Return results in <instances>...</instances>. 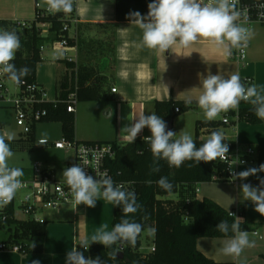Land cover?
<instances>
[{"label": "crops", "instance_id": "obj_1", "mask_svg": "<svg viewBox=\"0 0 264 264\" xmlns=\"http://www.w3.org/2000/svg\"><path fill=\"white\" fill-rule=\"evenodd\" d=\"M39 1L42 4V0ZM8 2L10 1L0 0V22L29 21L31 16L25 13L24 7H22L23 4H19L18 7H11L10 4L7 6ZM115 2V0H75L78 26L90 25L96 27L112 24L116 26L115 63H112L109 68L108 61L104 60L100 69L101 72L105 71V73L100 74L107 76L104 85L108 100L97 102L78 101L75 114V140L77 142L105 143L123 147L130 142L119 134L120 129L124 124H130L132 121L122 120L121 118L138 116L141 112L145 115L156 114V102L171 100L184 102L189 97L192 99V103L195 104L189 112L182 115L195 116L196 135V123L206 121L203 111L198 107L196 101L202 91L200 83L209 73L213 75L220 74L225 78L230 77L232 74H239L240 78L250 77L258 90L264 88V25L255 24L251 27L255 35L250 40L248 61L245 65H238L229 60L211 42L204 39L198 40L188 48L173 45L172 49L166 50L164 53L143 47L141 45L142 31L137 25L130 22H116ZM33 3H35L36 16V1L33 0ZM75 31L77 32V28ZM73 35L75 36V34ZM44 46L45 49L42 52L43 62L37 66L36 82L46 91L48 100L55 102L59 100L57 91L60 81L66 75L72 74L66 61L77 65V52L69 50L53 51L56 54L61 53L66 56L73 54L74 57L65 61L56 58L55 62L50 63L52 69H50L48 75H45L43 74V67L47 63L44 61V53L49 49V46L48 44H44ZM72 70L74 71L75 83H77L78 69ZM108 70L112 72L111 76H108ZM112 89H116V92L113 93ZM15 93L17 91L13 94ZM248 107H251V105L239 104L236 110L221 113L215 119V122L221 123L219 131L223 132L224 141L233 143L241 156L245 155L247 148H251L256 152V155L250 158L252 162L240 167L238 172L249 167H258L264 163V120H260L259 124L237 121L240 111ZM13 114L16 122L15 113L13 112ZM226 117L231 119L232 125L223 124ZM175 119L172 121L173 131L181 133V127L177 125ZM165 122L168 123V121ZM39 126H42L45 131H39ZM0 132H6L5 125L1 121ZM200 134L202 136L201 140H207L210 136L208 129H203ZM150 135V130L145 127L134 141L144 140V137ZM62 139L63 133L60 123L37 125L34 148L37 153L50 154L62 151L68 159L63 158L55 164L50 159L35 162L31 168H22L23 177L31 176L32 169L36 164H40L46 170L54 171L56 177L59 169L67 168L73 160L72 153L55 147V143ZM42 140L45 143L40 145ZM259 176L264 177V173H259ZM215 179L219 180V176L216 175ZM63 181L65 182V180ZM241 183H250L257 186L259 180L253 176L244 181L237 180L236 183L221 181L181 186L178 193L185 195L186 201L208 199L227 212L238 210L244 215L243 219L249 226L250 240L255 242L254 247L246 248L243 251L238 261L231 256L222 254L221 249L225 239L201 238L196 244L198 252L216 263L264 264V216L254 210L251 201L243 199L239 189ZM169 197L163 199L168 200ZM113 219L114 205L103 198L97 201L94 208H89L83 204L65 207L49 215L42 253L20 255L0 252V264H31L32 260H39L40 264H65L66 254L74 245H78L83 239L90 240L91 235L103 224H107L108 230H111Z\"/></svg>", "mask_w": 264, "mask_h": 264}, {"label": "clouds", "instance_id": "obj_2", "mask_svg": "<svg viewBox=\"0 0 264 264\" xmlns=\"http://www.w3.org/2000/svg\"><path fill=\"white\" fill-rule=\"evenodd\" d=\"M43 4L53 14L60 12L70 14L74 10V0H43ZM238 4L239 0H152L148 4L147 15H141L138 11L131 12L128 19L141 29V45L150 50L164 53L172 49L173 45L188 48L198 40L204 39L221 50L225 56L230 57L234 49L240 50L243 55V50L248 47L255 35L254 30L246 26L247 10H241ZM259 7L264 8V4ZM261 15L264 16V13ZM20 47V36L15 30H0V73L5 74L17 85L21 84L22 78L30 72L28 67L17 68L12 63ZM200 87L202 91L196 102L203 111L206 121L215 120L221 113L229 110H236L241 101L253 105L256 117L264 120V88L258 90L255 84L246 87L239 74L225 78L220 74L209 73L201 81ZM184 102L190 105L192 99L186 98ZM121 119L132 121L130 124H124L119 133L130 143L134 142L145 127L150 130L151 135L144 137V140L150 145L154 161L163 159L170 167L179 168L186 161H195L199 164L220 159L228 165L230 183L257 177L259 180L257 186L241 183L239 189L243 199L251 201L254 210L264 216V177L259 176V173H264V163L236 172L235 166L244 161L238 157L229 160V146L224 142L222 131H213L209 138L197 147L193 137L187 132H182L175 138L177 133L167 130L166 122L155 113L145 115L141 112L138 116ZM13 139L14 134L11 132L0 134V208L7 206L17 192L26 187L21 179L24 175L23 169L9 163L14 157V152L8 141ZM44 143L42 140L40 145ZM90 151L86 148L80 149L81 159L85 165L88 163L85 157ZM84 168L80 164H74L65 168L62 173L75 204L94 208L97 201L103 198L108 203L120 207L123 216L111 230H108L107 224H103L91 235L90 240L83 239L78 245H74L66 254L65 264H104L100 257H85L84 251H87L92 243L102 244L105 248H111L116 244L135 247L142 233L153 236L156 229L152 226L146 227L130 218V214H135L141 209L134 191H126L123 185L115 184L107 172L100 174L97 179L88 175ZM153 171H159V168H154ZM147 183L152 182L149 180ZM157 184L166 191H171L173 187L167 177H161ZM229 215L235 217L232 212H229ZM235 218L231 225L222 220L216 229L225 236L229 231L233 233L231 237L225 239L221 252L238 261L243 251L254 247L255 242L250 240L248 231L241 230L239 223L241 218ZM35 247L33 241L31 248ZM117 253L113 251L111 258L115 259ZM31 264H40V261L32 260Z\"/></svg>", "mask_w": 264, "mask_h": 264}, {"label": "trees", "instance_id": "obj_3", "mask_svg": "<svg viewBox=\"0 0 264 264\" xmlns=\"http://www.w3.org/2000/svg\"><path fill=\"white\" fill-rule=\"evenodd\" d=\"M36 4L39 0H35ZM116 4V22H130L129 13L140 12L141 15H147L148 4L152 0H115ZM246 2L264 1V0H244ZM37 13V8H36ZM43 23L50 24V37H42L36 28L34 21L30 28L24 31L19 30L10 22H1L4 30H15L21 41V47L15 54L12 61L17 68L28 67L29 74L22 78V81L29 83L36 82L37 66L43 62L41 47L62 38H67L70 47L80 50L81 45L85 41L83 39V29L90 25H79L77 27V38H70L67 33L62 30L66 20V14L63 12L48 15L40 20ZM109 28L111 34V49L113 55V63H115V24L107 26H96ZM109 41V39H108ZM67 67L72 71L69 76L63 77L58 85L59 106L55 109L51 105H46L48 116L42 123H60L62 126L63 138L68 141L75 140V115L67 112V106L64 103L69 95L74 92L77 85V95L79 102H97L108 100V94L105 90L106 79L98 76L97 69L89 64L76 65L66 61ZM77 68V83L74 80V71ZM195 103L190 105L185 102L167 101L156 102V115L165 121H173L178 115L186 114ZM251 105L248 103H241ZM178 108L180 113H175ZM239 122L250 124H259L260 119L254 114V106L244 108L238 115ZM220 122L215 121H198L196 123V135L194 142L197 147L201 146L206 140L200 139V131L208 129V133L219 130ZM35 129L27 138L26 142L35 143ZM22 141V140H21ZM229 146V154H233L236 147L233 143L226 142ZM117 147V155L114 160L108 161V167L111 169L115 184H132L135 186V194L137 202L141 205V209L130 214V218L136 222H140L156 229L152 239V246L155 248L154 253L143 254L140 252L142 247L143 233L138 237L135 247L128 245H113L111 248H105L102 244H91L87 251H84L85 257H100L104 264H232V263H216L200 252L196 248L197 241L201 238L208 239H227L233 233L229 231L225 236L216 228L222 221H227L231 225L236 218L231 217L229 212L217 205L211 200L204 199L202 201L193 200L186 201L185 195L180 201L165 200L163 198L176 194L181 186H193L203 183L221 182L215 179V176H225L226 166L215 160L210 163L195 161H186L181 167H170L166 160L154 161L150 150V145L145 140H136L128 143L123 147ZM159 171H153L154 168ZM24 176V175H23ZM22 177L21 179L29 178ZM161 177H167L172 183L171 191H166L158 186L157 181ZM151 181L148 184L147 181ZM226 182V181H224ZM123 216L120 207L114 206L113 227L120 222ZM241 215V230L249 231L248 224ZM147 217V219H145ZM187 219V221H186ZM47 225L27 224L23 225V233L18 235L20 239L27 241L30 245L34 241L36 247L31 246L27 249L28 254H39L43 252V239L46 235ZM121 249H123L121 251ZM113 251H117L115 259L111 258ZM119 253L124 254V258H118Z\"/></svg>", "mask_w": 264, "mask_h": 264}, {"label": "built area", "instance_id": "obj_4", "mask_svg": "<svg viewBox=\"0 0 264 264\" xmlns=\"http://www.w3.org/2000/svg\"><path fill=\"white\" fill-rule=\"evenodd\" d=\"M261 4H264V1L246 2L244 0H239L238 8L247 10L248 22L246 26L252 27L255 24L264 25V16L261 15V13H264V8L259 7ZM36 8V28L42 37H50L46 35L50 31V24L43 23L40 20L53 13L49 12L47 7H44L40 1L37 2ZM73 8L74 10L70 14H66L67 22H65L62 31L67 33L70 38H77L75 29L79 21L76 17L75 0ZM10 23L18 27L19 30L24 31L30 28L33 22L28 23L15 20ZM0 30H4L1 27V22ZM73 34H75V36ZM48 46L54 52L67 50L77 52V46L70 47L67 38L51 42ZM44 49L45 46H42L41 52H43ZM249 50L250 42L248 47L243 50V55L240 50H234L230 57H226L238 65H245L248 61ZM241 81L246 87L254 84L253 79L250 77H243ZM8 83L14 85L17 93L12 94ZM75 89L77 90V85ZM76 90L64 101L67 106V112L74 115L76 114V107L79 101ZM112 92L115 93L116 89H112ZM241 103L248 102L241 101L240 104ZM59 104V100L50 102L46 91L37 82L29 83L27 81H22L21 84L17 85L10 81L5 74L0 73V108L6 106L11 108L15 113L16 128L19 135L23 137L21 140H27L33 133L34 127L42 123L48 116V110L45 108L46 105H51L56 109ZM175 113H180L178 108L175 109ZM223 124L232 125L231 119L229 117L224 118ZM9 142L10 141H8V143ZM55 147L65 152L72 153L73 160L67 167L80 164L82 167H85L84 170L88 175H92L94 178L97 177V179H99L100 174L107 172L114 181L112 171L108 167L107 162L114 160L117 155V147L115 145L105 143H79L76 140L68 141L63 138L61 141L55 143ZM81 148L91 150L85 157L88 161L86 165L84 164V160L81 159ZM255 155L256 152L253 149L247 148L244 156H241L239 150L236 149L233 154H228V157L229 160L238 157L240 160L244 161V163L235 166L234 170L238 172L240 167L251 163L252 161L250 158ZM218 161L226 166V175L219 176V180L229 182L230 173L227 163L220 159H218ZM22 181L26 187L20 189L15 198L7 206L0 208V252H10L20 255L28 254L27 249L31 245L18 236L23 233L22 226L27 224L45 225L48 223L47 215L68 206H75L74 198L66 183L58 180L54 171L46 170L42 168L40 164H36L32 169L31 176L22 179ZM236 182L237 180L232 183ZM118 185H123L126 191L135 192V186L132 184ZM19 193H21V195H19ZM232 213H234L235 217L239 218L242 215L238 210ZM255 235H257V233H255ZM3 237L5 238L3 239ZM122 250L123 249H121V251ZM154 252L155 248L152 246L148 254Z\"/></svg>", "mask_w": 264, "mask_h": 264}, {"label": "rangeland", "instance_id": "obj_5", "mask_svg": "<svg viewBox=\"0 0 264 264\" xmlns=\"http://www.w3.org/2000/svg\"><path fill=\"white\" fill-rule=\"evenodd\" d=\"M10 2L7 3V6L10 4L11 7H18L19 4H23L22 7H24L25 13H27L31 18L29 21H26L28 23H32L35 21V3H33V0H9ZM43 4V0H42ZM45 7L46 5L43 4ZM109 28H103V27H85L83 29V39L85 40L83 44L81 45L80 50L77 51V65H84L89 64L92 65L97 69L98 76L103 79H107V76L101 75L100 73H105V71L101 72V67L104 62V60L108 61L109 68L110 65L113 63V55H112V49H111V34H110ZM51 32L49 31L47 36H50ZM77 37V35H76ZM109 39V41H108ZM73 54H70L68 56L63 55L61 53H54L51 48L47 49L44 53V61L46 66L43 67V74L48 75L50 69H52L51 62H55L56 58L60 59L62 61L67 60L68 58H73ZM49 63V64H48ZM108 76L112 75L111 71H107ZM9 88L12 91V94L16 91V88L12 83H8ZM197 118V117H196ZM199 120V119H198ZM0 121L5 125L6 132H11L14 134V139L9 142L10 147L12 151L14 152V157L9 161L10 165L17 166L20 168H31V166L35 162H43L45 159L52 160L55 164L59 162V160H63V158L68 159V157L64 154V152H55L50 154H43V153H37V150H35V143H28L26 140L21 139V137L18 133L17 128H15L14 125V114L11 108H0ZM215 121V120H214ZM175 122L177 125H180L181 127V133L187 132L192 137L193 140L195 139V116L191 115H181L178 116L175 119ZM42 125L43 123H39L38 125ZM55 128V126H53ZM39 131H45L42 126H39ZM173 131V128H172ZM177 137L181 134L178 132ZM0 134H3L0 132ZM230 134V133H229ZM200 138H202L200 134ZM70 158V156H69ZM60 167L61 165L58 164ZM63 167V166H62ZM65 169H59L57 173V178L60 181H63L64 178L62 176L63 170ZM21 195V193H19ZM183 198L181 193L171 194L168 200L172 201H178ZM52 214V213H51ZM50 215V214H49ZM47 215V218L49 217ZM22 217V216H21ZM5 237H3L4 239ZM152 239L153 236H148L145 233H143L142 237V247L140 252L143 254H148L150 252V248L152 247Z\"/></svg>", "mask_w": 264, "mask_h": 264}, {"label": "water", "instance_id": "obj_6", "mask_svg": "<svg viewBox=\"0 0 264 264\" xmlns=\"http://www.w3.org/2000/svg\"><path fill=\"white\" fill-rule=\"evenodd\" d=\"M172 128H173V123H172V121H169L167 123V130H172ZM118 258L120 260H122L124 258V254L123 253H119Z\"/></svg>", "mask_w": 264, "mask_h": 264}]
</instances>
